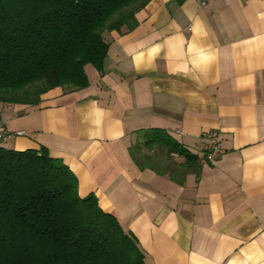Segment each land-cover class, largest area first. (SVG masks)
Wrapping results in <instances>:
<instances>
[{
  "label": "crops",
  "instance_id": "crops-1",
  "mask_svg": "<svg viewBox=\"0 0 264 264\" xmlns=\"http://www.w3.org/2000/svg\"><path fill=\"white\" fill-rule=\"evenodd\" d=\"M135 19L106 33L88 87L0 105V147L61 159L144 264H264V0H150ZM148 129L198 159L218 131L222 154L181 178L140 171L128 149Z\"/></svg>",
  "mask_w": 264,
  "mask_h": 264
},
{
  "label": "trees",
  "instance_id": "trees-1",
  "mask_svg": "<svg viewBox=\"0 0 264 264\" xmlns=\"http://www.w3.org/2000/svg\"><path fill=\"white\" fill-rule=\"evenodd\" d=\"M149 1L0 0V105L35 106L54 88L88 87L85 66L101 72L108 51L102 31L133 29ZM128 153L140 171L173 178L201 165L160 129L142 131ZM0 264H144V254L94 194L78 196L61 159L43 147H0Z\"/></svg>",
  "mask_w": 264,
  "mask_h": 264
},
{
  "label": "built area",
  "instance_id": "built-area-1",
  "mask_svg": "<svg viewBox=\"0 0 264 264\" xmlns=\"http://www.w3.org/2000/svg\"><path fill=\"white\" fill-rule=\"evenodd\" d=\"M198 3L203 6L206 5L209 0H197ZM1 116V107H0ZM17 135H23L24 133L18 132ZM8 137V132L2 125L0 120V141L3 142ZM221 135L218 131H210L204 136V153L199 159L201 164H211L218 160L222 154L221 148Z\"/></svg>",
  "mask_w": 264,
  "mask_h": 264
},
{
  "label": "rangeland",
  "instance_id": "rangeland-1",
  "mask_svg": "<svg viewBox=\"0 0 264 264\" xmlns=\"http://www.w3.org/2000/svg\"><path fill=\"white\" fill-rule=\"evenodd\" d=\"M106 33H107V31H102V38H103L105 41H106V37H107V36H106ZM106 42H107V41H106ZM89 66L92 67L91 65H86V66H85V68H84L85 73H86V68L89 67ZM92 68H94V67H92ZM94 69H95V68H94ZM95 70H96V69H95ZM96 71H97V70H96ZM86 75H87V74H86ZM87 78H88V77H87ZM63 89H64V90H65V89L72 90L73 88H71L70 86H66V87H64ZM0 143H1V141H0Z\"/></svg>",
  "mask_w": 264,
  "mask_h": 264
}]
</instances>
